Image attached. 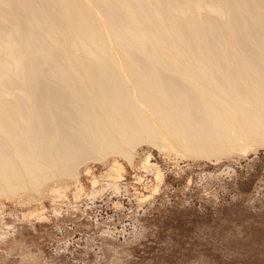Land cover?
Listing matches in <instances>:
<instances>
[{
	"label": "bare ground",
	"instance_id": "bare-ground-1",
	"mask_svg": "<svg viewBox=\"0 0 264 264\" xmlns=\"http://www.w3.org/2000/svg\"><path fill=\"white\" fill-rule=\"evenodd\" d=\"M144 142L264 145V0H0V196Z\"/></svg>",
	"mask_w": 264,
	"mask_h": 264
},
{
	"label": "rangeland",
	"instance_id": "rangeland-1",
	"mask_svg": "<svg viewBox=\"0 0 264 264\" xmlns=\"http://www.w3.org/2000/svg\"><path fill=\"white\" fill-rule=\"evenodd\" d=\"M257 147L206 159L144 142L132 163L90 159L78 179L0 196V264H264Z\"/></svg>",
	"mask_w": 264,
	"mask_h": 264
}]
</instances>
